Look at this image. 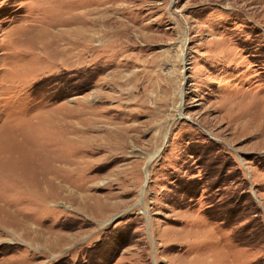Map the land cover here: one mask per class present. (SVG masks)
I'll use <instances>...</instances> for the list:
<instances>
[{"label":"rangeland","instance_id":"1","mask_svg":"<svg viewBox=\"0 0 264 264\" xmlns=\"http://www.w3.org/2000/svg\"><path fill=\"white\" fill-rule=\"evenodd\" d=\"M0 264H264V0H0Z\"/></svg>","mask_w":264,"mask_h":264},{"label":"bare ground","instance_id":"2","mask_svg":"<svg viewBox=\"0 0 264 264\" xmlns=\"http://www.w3.org/2000/svg\"><path fill=\"white\" fill-rule=\"evenodd\" d=\"M88 128L84 127V128H78V127H73L72 128V132H74L76 135H78V133H80L79 135H82ZM82 133V134H81ZM45 167V166H44ZM43 168V167H42ZM46 168V167H45ZM43 168V169H45ZM51 178H53V176H51Z\"/></svg>","mask_w":264,"mask_h":264}]
</instances>
